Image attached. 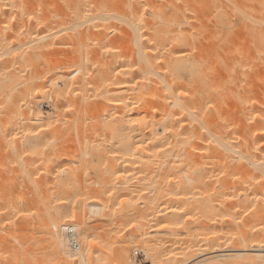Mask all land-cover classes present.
<instances>
[{
  "label": "bare ground",
  "instance_id": "6f19581e",
  "mask_svg": "<svg viewBox=\"0 0 264 264\" xmlns=\"http://www.w3.org/2000/svg\"><path fill=\"white\" fill-rule=\"evenodd\" d=\"M36 232L19 263L264 264V0H0V243Z\"/></svg>",
  "mask_w": 264,
  "mask_h": 264
},
{
  "label": "rangeland",
  "instance_id": "374dc122",
  "mask_svg": "<svg viewBox=\"0 0 264 264\" xmlns=\"http://www.w3.org/2000/svg\"><path fill=\"white\" fill-rule=\"evenodd\" d=\"M238 217V216H237ZM40 232V231H39ZM39 232H36L35 234H34V236H35V239H32V240H34V241H29V240H27V238H26V233H21L20 234V236H21V238L20 237H18V241H15V243H14V241L12 240V242L11 241H9V243L8 244H10V246L9 245H7V241H4L3 242V244H5V242H6V244L5 245H7L6 247H4L5 245H2V242L0 243V245L1 246H3L2 248H3V250H2V248H1V246H0V250L2 251V253H1V251H0V260L1 261H4L5 259L7 260V261H12L14 258H15V256H16V258L19 260H17L16 261V263H19V262H23V260H22V258H23V256H22V253H24V251L26 252V250L28 251L27 253H32L33 252V250L40 256H43V255H46V253H47V248L49 247V245H50V243H49V241H48V239H47V234L46 233H44V232H41V234L39 233ZM39 233V234H38ZM20 239V240H19ZM17 242V243H16ZM21 244V248L19 247V245ZM11 245L15 248V250H13V249H9L10 247H11ZM9 246V247H8ZM18 246V247H17ZM13 247H11V248H13ZM8 250V251H6V249ZM5 249V250H4ZM12 251V252H10V251ZM18 250V252H16ZM23 251V252H22ZM8 253V252H10V253H8V255L7 254H5V253ZM16 252V253H15ZM12 253V254H11ZM20 253V255H18V254ZM17 254V255H16ZM5 255H6V257H5ZM22 256V257H21ZM40 256V257H41ZM21 257V258H20ZM16 258L14 259V260H16ZM12 259V260H11ZM13 260V261H14ZM21 260V261H20ZM19 264H21V263H19Z\"/></svg>",
  "mask_w": 264,
  "mask_h": 264
},
{
  "label": "snow or ice",
  "instance_id": "6c2138e0",
  "mask_svg": "<svg viewBox=\"0 0 264 264\" xmlns=\"http://www.w3.org/2000/svg\"><path fill=\"white\" fill-rule=\"evenodd\" d=\"M209 107H211V105H209ZM208 142H209L210 144L212 143L211 140H209ZM122 203H123V201H122ZM88 242L91 243V244H95V243H97L95 240H89Z\"/></svg>",
  "mask_w": 264,
  "mask_h": 264
}]
</instances>
